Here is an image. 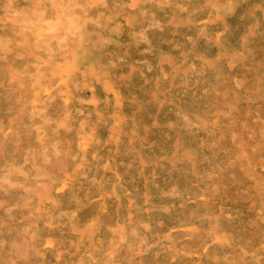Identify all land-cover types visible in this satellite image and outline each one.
I'll return each mask as SVG.
<instances>
[{
	"label": "rangeland",
	"instance_id": "1",
	"mask_svg": "<svg viewBox=\"0 0 264 264\" xmlns=\"http://www.w3.org/2000/svg\"><path fill=\"white\" fill-rule=\"evenodd\" d=\"M0 264H264V0H0Z\"/></svg>",
	"mask_w": 264,
	"mask_h": 264
}]
</instances>
